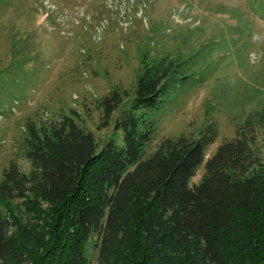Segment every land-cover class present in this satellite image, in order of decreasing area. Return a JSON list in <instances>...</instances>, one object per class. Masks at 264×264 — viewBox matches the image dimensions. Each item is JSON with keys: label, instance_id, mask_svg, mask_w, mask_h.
I'll use <instances>...</instances> for the list:
<instances>
[{"label": "trees", "instance_id": "trees-1", "mask_svg": "<svg viewBox=\"0 0 264 264\" xmlns=\"http://www.w3.org/2000/svg\"><path fill=\"white\" fill-rule=\"evenodd\" d=\"M193 63L143 65L115 118L120 142L99 141L70 116L28 126V171L11 161L0 180V264H91L89 244L94 264H264V164L251 147L264 131V106L246 110L237 136L207 158L210 125L145 153L153 124L135 110L156 108ZM121 101L116 91L104 97L103 126ZM200 164L201 178L189 183ZM24 196L46 201L47 218L40 229L9 234L7 207Z\"/></svg>", "mask_w": 264, "mask_h": 264}, {"label": "rangeland", "instance_id": "rangeland-1", "mask_svg": "<svg viewBox=\"0 0 264 264\" xmlns=\"http://www.w3.org/2000/svg\"><path fill=\"white\" fill-rule=\"evenodd\" d=\"M163 57L194 65L169 82L156 108L135 110L153 124L145 153L210 125L207 158L237 136L246 110L264 106V0H0V180L11 161L28 171L30 124L70 116L99 141L120 142L115 118L143 65ZM113 91L122 101L103 126L102 101ZM251 147L264 164L262 129ZM203 172L200 164L189 183ZM7 210L15 234L40 229L49 207L24 196ZM87 254L94 264L90 244Z\"/></svg>", "mask_w": 264, "mask_h": 264}]
</instances>
